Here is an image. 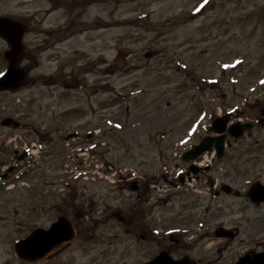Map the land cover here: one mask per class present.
<instances>
[{
	"label": "rangeland",
	"instance_id": "obj_1",
	"mask_svg": "<svg viewBox=\"0 0 264 264\" xmlns=\"http://www.w3.org/2000/svg\"><path fill=\"white\" fill-rule=\"evenodd\" d=\"M0 17L25 26L18 67L27 70L23 88L0 94V116L17 115L32 132L62 131L50 137L57 158L50 161L69 183L79 165L87 168L79 184L84 201L92 198L97 206L94 217L84 218L87 224L102 221L116 229L118 221L100 217L106 205L123 210L135 201L121 190L125 170L149 176L162 167L176 169L181 163L172 157V145L207 136L214 119L231 114V122L254 128L228 139L222 159L213 158L206 199L163 194L159 222L169 229L173 213L195 199L197 221L206 208V238L197 240L205 230L197 221L191 225V240H197L191 255L201 264H235L264 247V205L246 196L253 183L264 185V124L258 122L264 120V0H0ZM8 50L0 38L3 73ZM72 132L79 138L65 142ZM38 183L30 188L19 180L0 191V231L6 236L17 222L22 234L25 223L45 224V216L27 219L30 206L44 197ZM223 184L239 196L222 193ZM217 228L236 236L217 238ZM113 234L111 245L71 246L63 255L72 264H141L142 249L125 250L120 232ZM11 245L0 242V264H23Z\"/></svg>",
	"mask_w": 264,
	"mask_h": 264
},
{
	"label": "flooded vegetation",
	"instance_id": "obj_2",
	"mask_svg": "<svg viewBox=\"0 0 264 264\" xmlns=\"http://www.w3.org/2000/svg\"><path fill=\"white\" fill-rule=\"evenodd\" d=\"M25 84L26 82L24 81L21 88ZM21 88L13 91H0V94L15 93ZM6 118L19 122L20 128L11 129L2 127L1 122ZM43 130L45 131L43 133L40 131L32 132V129L25 128L17 115L8 114L0 116V191L10 189L7 188V185L19 180H27L28 184H32L30 188L39 182L38 184H42L43 186L42 193L44 197L40 205L30 206L29 211L31 212H27V219L30 220V217L33 216L47 217L45 224L42 225H38L35 221H32L33 224L25 223L23 234L20 229L24 226L18 222L11 231H6L8 233L7 236L2 233L3 231H0V242L4 238L9 240L13 249L15 243L23 240L34 230L43 229L47 231L58 219L68 218L74 228L73 241L64 245L58 251L51 253L44 261L39 263L72 264L63 255L71 246L78 250H88L90 247L95 249L98 245H104L106 242L108 245H111L112 240H114L113 233L115 232H120L122 235L121 239L125 250L142 249L144 260L141 264L150 262L161 253H166L172 260L176 261L186 258L193 264L202 263V259H195L191 253L194 243L197 240L206 238V208L203 211V215L197 221L195 218L197 217L196 206L198 205L195 202L196 199L192 204L187 206L181 205L182 207L172 215V227L163 229L162 224L159 222L160 215L158 212L160 210L157 207L161 206L160 201L163 198V194L170 193V191H175L176 199H178L179 195H198L206 199V167L204 169L192 168L182 162L176 168L179 171L176 177H168L161 172L159 175L148 179L137 176V174L132 175L133 171L132 173H128L126 178L120 179L119 182L121 183V190L127 192V200L132 201L129 197L132 194L135 201L125 203L123 210L120 205L117 206V209H115L116 207L111 208L107 205L103 207L102 214L105 216L100 217L101 219L110 217L119 222L116 229L114 227L109 229L101 220H99L101 221L100 224H87L84 221L85 217L95 216L94 213H96L97 206L95 208L94 205L96 204L92 201V198H87L84 201L82 185L79 184V182L81 183V178H78L75 182L68 183L66 176H61L59 172L60 168H56L55 170L51 164L50 159L54 157L55 145L52 144L54 141L50 142V137H60L62 136V131L60 129L50 130L49 128ZM13 132H17V134H12ZM66 138L74 140L78 139L79 136L76 133H71L64 136L65 142ZM10 145L13 147L12 151L7 150ZM79 149L78 147L74 151ZM52 159L53 161L57 160V158ZM60 160L61 158L59 157L58 161ZM72 183H75L74 189H72ZM132 183H137L135 185L136 191L134 192L130 190L133 188ZM162 183L166 184L164 187L165 192H163ZM53 187L58 192L53 190ZM196 221L197 228L204 229L205 233L198 236L197 240H191L195 233L191 225ZM226 230L229 229L223 230L222 228H217L214 236L220 234L221 238L232 240L236 236L235 233L231 232V235H229V232ZM263 251L264 247H259V249L249 251L248 253L253 254ZM21 263L26 264L24 262Z\"/></svg>",
	"mask_w": 264,
	"mask_h": 264
},
{
	"label": "water",
	"instance_id": "obj_3",
	"mask_svg": "<svg viewBox=\"0 0 264 264\" xmlns=\"http://www.w3.org/2000/svg\"><path fill=\"white\" fill-rule=\"evenodd\" d=\"M24 28L17 22L8 18H0V38L9 46V50L4 53V58L8 62V68L4 75L0 76V91L14 90L21 87L24 83L25 72L18 68L19 57L23 51L22 38ZM146 55L145 58H149ZM229 116L216 119L211 124V132L216 136L203 138L190 151L182 156L185 161H193L205 152L213 149L217 158H222L224 154V142L227 137L239 139L243 134L252 129L251 124L235 123L227 128ZM2 126L18 128L19 125L11 119H5ZM219 135V136H218ZM131 191H136V184H132ZM226 194L233 192L232 188L224 185L221 189ZM238 194V193H237ZM248 199L253 204L264 203V186L254 184L247 193ZM216 236H221L216 234ZM74 239V230L68 220L61 218L54 223L47 231L37 229L27 236L24 240L14 245V252L19 260L29 264H35L46 259L51 253L60 249L63 245L70 243ZM147 264H193L188 259L178 261L172 260L166 253H161ZM236 264H264V253L256 254L253 257L245 256Z\"/></svg>",
	"mask_w": 264,
	"mask_h": 264
},
{
	"label": "snow or ice",
	"instance_id": "obj_4",
	"mask_svg": "<svg viewBox=\"0 0 264 264\" xmlns=\"http://www.w3.org/2000/svg\"><path fill=\"white\" fill-rule=\"evenodd\" d=\"M208 2V0H204V4H206ZM204 5L202 4L201 5V7H203ZM237 63H239V61H237ZM2 75H4V73L3 72H0V76H2ZM261 84H264V80H262L261 82H260ZM203 119V117H201V120ZM117 127H120V125H117ZM182 143H183V141H182Z\"/></svg>",
	"mask_w": 264,
	"mask_h": 264
}]
</instances>
